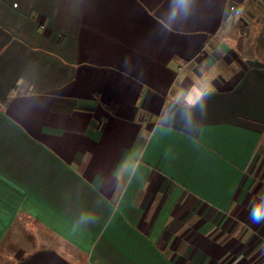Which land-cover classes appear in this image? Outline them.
<instances>
[{"label":"crops","instance_id":"crops-1","mask_svg":"<svg viewBox=\"0 0 264 264\" xmlns=\"http://www.w3.org/2000/svg\"><path fill=\"white\" fill-rule=\"evenodd\" d=\"M0 264H264V0H0Z\"/></svg>","mask_w":264,"mask_h":264},{"label":"clouds","instance_id":"clouds-1","mask_svg":"<svg viewBox=\"0 0 264 264\" xmlns=\"http://www.w3.org/2000/svg\"><path fill=\"white\" fill-rule=\"evenodd\" d=\"M209 91H214V89H212L210 85L204 91H201V93H200L201 97L206 95L207 92H209Z\"/></svg>","mask_w":264,"mask_h":264},{"label":"built area","instance_id":"built-area-1","mask_svg":"<svg viewBox=\"0 0 264 264\" xmlns=\"http://www.w3.org/2000/svg\"><path fill=\"white\" fill-rule=\"evenodd\" d=\"M230 11H231L232 13H237V12H238V7L235 6V5H232V6L230 7Z\"/></svg>","mask_w":264,"mask_h":264},{"label":"snow or ice","instance_id":"snow-or-ice-1","mask_svg":"<svg viewBox=\"0 0 264 264\" xmlns=\"http://www.w3.org/2000/svg\"><path fill=\"white\" fill-rule=\"evenodd\" d=\"M256 215L259 217V216H260V213H259V212H257V213H256Z\"/></svg>","mask_w":264,"mask_h":264},{"label":"trees","instance_id":"trees-1","mask_svg":"<svg viewBox=\"0 0 264 264\" xmlns=\"http://www.w3.org/2000/svg\"><path fill=\"white\" fill-rule=\"evenodd\" d=\"M2 102H4L3 100H1Z\"/></svg>","mask_w":264,"mask_h":264},{"label":"rangeland","instance_id":"rangeland-1","mask_svg":"<svg viewBox=\"0 0 264 264\" xmlns=\"http://www.w3.org/2000/svg\"><path fill=\"white\" fill-rule=\"evenodd\" d=\"M44 235V234H43Z\"/></svg>","mask_w":264,"mask_h":264}]
</instances>
